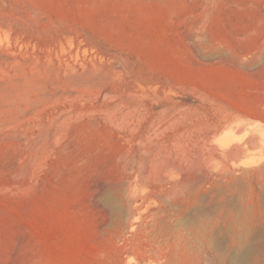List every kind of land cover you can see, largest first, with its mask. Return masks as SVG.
<instances>
[{
    "label": "rangeland",
    "instance_id": "374dc122",
    "mask_svg": "<svg viewBox=\"0 0 264 264\" xmlns=\"http://www.w3.org/2000/svg\"><path fill=\"white\" fill-rule=\"evenodd\" d=\"M0 90V264H264V0H0Z\"/></svg>",
    "mask_w": 264,
    "mask_h": 264
},
{
    "label": "bare ground",
    "instance_id": "6f19581e",
    "mask_svg": "<svg viewBox=\"0 0 264 264\" xmlns=\"http://www.w3.org/2000/svg\"><path fill=\"white\" fill-rule=\"evenodd\" d=\"M0 91H2V90H0ZM162 152V151H161ZM159 153H160V151H159ZM236 153V152H235ZM161 155H163V154H161ZM166 156V155H165ZM167 156L169 157V154H167ZM166 156V157H167ZM171 157V156H170ZM182 158V157H181ZM155 159H156V161H157V159H159V157H157V155H156V157H155ZM165 159V158H164ZM163 159V160H164ZM172 160H174V159H172ZM160 161V160H159ZM167 161V160H166ZM175 161V160H174ZM158 162V161H157ZM164 162V161H163ZM164 163H167V162H164ZM164 163H162V164H164ZM168 163H169V161H168ZM165 165H167V164H165ZM168 165H171L170 163L168 164ZM168 165L166 166V167H168ZM165 167V166H164ZM164 168H162V170H163ZM153 170H155V169H153ZM157 170V169H156ZM165 170H166V172H167V168H165ZM155 174H156V172H155ZM161 174V173H160ZM167 175V174H166ZM167 176H169V175H167ZM155 177V176H154ZM162 177V176H161ZM232 177V176H231ZM231 177L229 176H227V177H225V180L223 181L224 182V184H222L221 186H223L225 189H231L232 187H231V184L229 183V180L231 179ZM156 178V177H155ZM160 178V177H159ZM158 178V179H159ZM164 178H165V176H164ZM180 178V177H179ZM179 178H178V180H179ZM158 179H156L157 181H158ZM170 179V178H169ZM198 179V178H197ZM196 179V180H197ZM207 179V178H206ZM257 179V178H256ZM155 180V181H156ZM186 180V179H185ZM195 180V179H194ZM194 180H192V181H194ZM204 180V179H203ZM183 181V180H182ZM181 181V183H178V181L176 180V181H174V184H173V186H170L169 188H171V187H173V190L171 189V191H173L174 192V199H175V201H172V203H173V205L175 206H177V207H180V205H181V203H182V200L185 198V199H189L190 198V196H192V195H194V194H196L197 193V191H198V189L201 187V182L199 181V180H197L196 182H194V183H191V180H190V182L189 183H187L188 181H186V182H182ZM205 181V180H204ZM165 182V181H164ZM207 182V181H206ZM211 182V181H210ZM234 182H235V180H234ZM168 183V182H167ZM220 184V183H219ZM218 184V185H219ZM234 184V183H233ZM220 186V188H222ZM234 186V185H233ZM236 187H238L239 188V186H236ZM168 188V189H169ZM202 188V187H201ZM238 188H237V191H238ZM249 189H248V193H247V196H246V198H245V201L246 202H249V203H251V202H257V208H255V212H254V214H253V220L255 221V223L258 221V224H259V222H261V224L263 223L264 224V178H260V179H258L257 181H256V188H257V190H256V188H255V184L253 185L251 182L249 183V187H248ZM233 189V188H232ZM231 189V190H232ZM170 190V189H169ZM224 190V189H223ZM245 190V189H244ZM166 191H168V190H166ZM227 190H225V192H226ZM235 191V190H234ZM239 191H240V189H239ZM238 191V192H239ZM229 192H231V191H229ZM236 192V191H235ZM169 193V192H168ZM240 193V192H239ZM242 193H243V191H242ZM167 194V193H166ZM165 194V195H166ZM170 194V193H169ZM242 195V194H241ZM170 196V195H169ZM240 196V195H239ZM171 197V198H172ZM241 198H242V196H240ZM239 197V198H240ZM165 198V197H164ZM168 198H170V197H168V195H167V199ZM174 199H170V200H174ZM242 200V199H241ZM243 202H244V200H242ZM241 201V202H242ZM104 204H105V206L106 207H108L109 208V211H111L112 212V217L114 218V219H116L117 217H118V215H119V212L117 211V199L115 198V197H111V196H105L104 197ZM254 203V204H255ZM171 204V203H170ZM180 204V205H179ZM244 204V203H243ZM172 205V204H171ZM170 205V206H171ZM255 206V205H254ZM173 208V207H172ZM171 208V209H172ZM175 208V207H174ZM165 210V212H166V208L164 209ZM179 210V209H178ZM168 211H169V209H168ZM167 211V212H168ZM171 211V210H170ZM175 211V210H174ZM162 212H164V211H162ZM172 212V211H171ZM172 213H176V212H172ZM162 216L164 215L163 213L161 214ZM175 215V214H174ZM176 215H177V213H176ZM175 215V216H176ZM161 216V217H162ZM158 217H159V215H158ZM251 217V218H252ZM161 219H163V221H162V223H161V221L159 222L158 221V218H157V221H158V223H161V224H163L160 228H159V232H160V229H162L164 232H166V231H168L167 233H169V231L171 232V233H173V235H174V238H175V240H176V242L179 244L178 246H179V248L177 247H175L176 248V251H174V254H173V259H174V261L175 262H177V263H181V264H190V263H192L194 260H196L194 257H192V258H190V259H188V254L190 253L187 249H188V247H190V246H194V245H197V243H198V240H202V241H206L207 243L208 242H210L213 238H212V230H213V223L211 222V221H199L198 222V224H197V226H191V225H189L190 227L189 228H186V227H180L179 226V224L177 223V224H174V223H172V224H167V222L165 221V217L164 218H161ZM167 219V218H166ZM250 220V219H249ZM166 222V223H165ZM157 223V222H156ZM155 223V224H156ZM122 224V223H121ZM232 225H231V233L229 234V249L230 248H238V247H240V245H242V241L241 240H238V237H243L242 235H243V232H242V234H239L238 233V229H237V225H236V222H235V220H233L232 221V223H231ZM249 224V223H248ZM253 225V224H252ZM160 226V225H159ZM158 226V227H159ZM215 226V225H214ZM261 226V225H260ZM259 226V227H260ZM261 229V228H260ZM158 230V229H157ZM260 231V230H259ZM160 233L159 235H162V234H165V233ZM257 232H258V230H257ZM261 232V231H260ZM260 232H258L259 234H260ZM258 233H257V235H258ZM262 235H264L263 233H262ZM164 237L166 236V234L165 235H163ZM169 236H170V233H169ZM238 236V237H237ZM261 237V236H260ZM263 237V236H262ZM170 238V237H169ZM246 238V237H245ZM163 239V238H162ZM159 240H161V238L159 239ZM245 240H247V239H245ZM165 241V240H164ZM263 241H264V237H263ZM195 242H196V244H195ZM200 243V242H199ZM244 244H245V242H244ZM262 244H263V242H262ZM177 246V245H176ZM208 246V245H207ZM244 246V245H243ZM242 246V247H243ZM264 246V245H263ZM203 248H204V246H202ZM211 247V246H210ZM253 249V248H252ZM227 251V250H226ZM251 252V251H250ZM225 254H223V256L222 255H220L219 254V260L221 261H227V260H230L231 261V257L232 256H230L229 255V252H224ZM256 253H257V251H256ZM195 256L197 257V253L195 254ZM230 256V257H229ZM261 257V256H260ZM194 258V259H193ZM259 261V259L258 258H255L254 259V263L256 264L257 262ZM261 263V262H260Z\"/></svg>",
    "mask_w": 264,
    "mask_h": 264
}]
</instances>
